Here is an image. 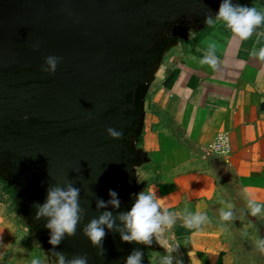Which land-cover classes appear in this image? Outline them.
Here are the masks:
<instances>
[{"label":"water","instance_id":"water-1","mask_svg":"<svg viewBox=\"0 0 264 264\" xmlns=\"http://www.w3.org/2000/svg\"><path fill=\"white\" fill-rule=\"evenodd\" d=\"M234 0L249 5L258 0ZM221 0H0V179L16 196V216L32 227L50 262L87 255L88 264H125L136 249L143 264L164 248L124 241L119 215L130 211L150 163L142 146L147 104L167 55L205 33ZM39 45L35 48V45ZM60 57L55 73L46 58ZM122 133L110 137L107 128ZM78 188L76 231L49 243L48 218L37 217L52 187ZM109 190L120 200L108 204ZM103 200L107 207L97 206ZM100 255L84 228L104 212Z\"/></svg>","mask_w":264,"mask_h":264},{"label":"crops","instance_id":"crops-1","mask_svg":"<svg viewBox=\"0 0 264 264\" xmlns=\"http://www.w3.org/2000/svg\"><path fill=\"white\" fill-rule=\"evenodd\" d=\"M202 34V39L201 34L192 35L167 55L148 98L141 146L150 156L173 155L180 163L187 155L185 138L212 147L224 138L229 145L224 159L242 191L264 204V61L252 55L264 47V25L247 40L219 23ZM210 46L220 62L217 69L200 63ZM189 211L205 214L207 220L200 229L179 224L176 238L183 230L189 234L177 242L175 257L183 264H264L259 246L264 231L253 238L256 258L248 252L244 260L209 207L194 204ZM255 217L264 225V211ZM20 227L0 198V264L12 248V259L18 260L7 264H43L37 241L23 237Z\"/></svg>","mask_w":264,"mask_h":264},{"label":"rangeland","instance_id":"rangeland-1","mask_svg":"<svg viewBox=\"0 0 264 264\" xmlns=\"http://www.w3.org/2000/svg\"><path fill=\"white\" fill-rule=\"evenodd\" d=\"M248 6L255 7L258 11H264V0L251 2ZM183 141L187 142L184 148L187 154L186 159L177 163L175 161L177 156L176 158L166 154L159 157L150 156V163L139 168L137 173L138 184L145 185L141 192L151 191L160 204V211L163 212L166 209L175 212L178 216L175 225L164 232L165 244L162 245L159 242L164 251L151 253L153 264H160L161 259L166 254L175 257L178 250L177 242L184 239L188 234L187 231L183 230L182 236L176 238L177 230H181L179 224L183 222L180 217L185 212H190L189 209L192 205L201 203L205 207H209L215 215L224 234L232 241L235 251H241V254L245 256L244 260L247 259L248 252H252L256 258L253 238L262 234L264 225L263 222L251 215L247 207L245 193L242 191L237 177L225 161V155L216 151L212 146H197L196 140L185 138ZM0 198L9 205L10 214L15 215L16 220L21 225L19 233L23 237L32 238L34 243L37 241L41 262L43 264H55L50 262L44 246L36 238L33 228L16 216L15 193L1 179ZM222 210H231L233 212L232 218L223 220L221 218ZM11 250L9 254L7 253L8 255H5L6 257L4 256L3 264L18 260L16 257L12 259L15 248ZM25 250L27 249L25 248ZM254 261L256 260L254 259Z\"/></svg>","mask_w":264,"mask_h":264},{"label":"clouds","instance_id":"clouds-1","mask_svg":"<svg viewBox=\"0 0 264 264\" xmlns=\"http://www.w3.org/2000/svg\"><path fill=\"white\" fill-rule=\"evenodd\" d=\"M208 26L222 24L230 30L235 36L241 40L250 38L257 27L264 25V11H258L255 7L243 4L234 3V0H221L218 11L215 16L206 18ZM39 45H35L38 48ZM253 56L264 61V47L258 51L252 52ZM60 57L50 55L46 58V66L43 71L55 73L60 63ZM201 64H206L213 69L219 67V60L215 54L214 46H210L205 55L200 61ZM110 137L119 138L122 133L112 127L107 128ZM79 189L68 183L66 187H52L49 189L46 201L43 204L36 205L37 217H46L48 222L46 228L50 230L49 243L59 245L66 236H71L75 233L78 221L80 219L81 209L78 206ZM111 199L107 202L112 206L119 208L120 200L118 194L114 190H109ZM247 207L251 215L256 216L264 211V204L257 203L245 193ZM98 207H107L103 200L98 201ZM231 210H222L221 218L229 220L232 218ZM119 220L123 224V228L117 226L121 232L124 241L151 242L155 235L159 242L163 245L164 232L166 229H171L178 216L175 212L168 210L160 211V204L155 195L151 191L139 193L136 202L130 211L119 215ZM184 227L188 229H200L206 222L207 216L201 213L185 212L180 217ZM115 224V219L111 212H104L98 219H93L85 228V235L91 240L94 246L100 249V255H103L104 249L102 240L105 237V228L112 229ZM259 246L264 250V240L259 242ZM59 257V264H88L87 255L74 256L72 259H66L62 252H56ZM183 264L182 260L174 257L171 254H166L160 264ZM37 264V262H33ZM125 264H143V252L139 249L134 250L127 258Z\"/></svg>","mask_w":264,"mask_h":264},{"label":"built area","instance_id":"built-area-1","mask_svg":"<svg viewBox=\"0 0 264 264\" xmlns=\"http://www.w3.org/2000/svg\"><path fill=\"white\" fill-rule=\"evenodd\" d=\"M213 148L219 153H221L222 155L229 153L228 141L224 138L218 139L216 144L213 146Z\"/></svg>","mask_w":264,"mask_h":264},{"label":"trees","instance_id":"trees-1","mask_svg":"<svg viewBox=\"0 0 264 264\" xmlns=\"http://www.w3.org/2000/svg\"><path fill=\"white\" fill-rule=\"evenodd\" d=\"M204 37V34H201L200 36H199V39H202ZM189 234H187V236H188ZM219 264H222V262H219Z\"/></svg>","mask_w":264,"mask_h":264},{"label":"flooded vegetation","instance_id":"flooded-vegetation-1","mask_svg":"<svg viewBox=\"0 0 264 264\" xmlns=\"http://www.w3.org/2000/svg\"><path fill=\"white\" fill-rule=\"evenodd\" d=\"M248 1H249V0H246V2H245V3H248ZM247 6H248V5H247Z\"/></svg>","mask_w":264,"mask_h":264}]
</instances>
